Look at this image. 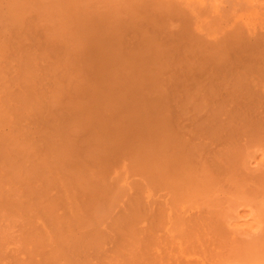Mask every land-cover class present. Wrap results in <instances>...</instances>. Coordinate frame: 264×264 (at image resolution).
Returning <instances> with one entry per match:
<instances>
[{"label":"bare ground","instance_id":"1","mask_svg":"<svg viewBox=\"0 0 264 264\" xmlns=\"http://www.w3.org/2000/svg\"><path fill=\"white\" fill-rule=\"evenodd\" d=\"M244 1L104 0L144 35L75 44L92 84L75 141L133 146L135 264H264V2L246 28L232 19ZM125 71L168 72L145 99Z\"/></svg>","mask_w":264,"mask_h":264},{"label":"rangeland","instance_id":"2","mask_svg":"<svg viewBox=\"0 0 264 264\" xmlns=\"http://www.w3.org/2000/svg\"><path fill=\"white\" fill-rule=\"evenodd\" d=\"M244 2L232 19L253 28L264 1ZM132 12L104 0H0V264H135L133 146L109 151L98 130L75 141L83 116L72 108L92 90L76 42L144 35ZM125 72L147 99L168 71ZM57 128L67 131L50 138Z\"/></svg>","mask_w":264,"mask_h":264}]
</instances>
